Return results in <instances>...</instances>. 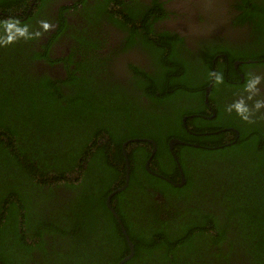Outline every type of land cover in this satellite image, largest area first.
Masks as SVG:
<instances>
[{
    "label": "trees",
    "instance_id": "obj_1",
    "mask_svg": "<svg viewBox=\"0 0 264 264\" xmlns=\"http://www.w3.org/2000/svg\"><path fill=\"white\" fill-rule=\"evenodd\" d=\"M46 1L31 0L27 14L28 0H0V10L8 12L0 14V264H118L127 256L130 246L107 205L109 194L125 183V152L129 184L112 197L135 247L124 264H264V115L232 103L228 121L220 115V122L211 120L210 126L238 128L240 145L227 150L179 146L186 183L174 185L181 181L180 171L168 142L189 138L182 115L168 111L173 106L161 116L153 106L134 108L125 96L103 99L106 88L90 85L87 76L71 72L61 86L47 75L37 80L24 68L30 52L25 47L39 26L32 21ZM247 5L257 7L252 1ZM19 10L23 14L16 15ZM89 16L101 15L91 11ZM247 51L249 59L259 54L253 46ZM81 65L88 75L89 62ZM147 77L143 88L149 97L158 86L156 78ZM158 88L165 91L163 85ZM152 97L171 103L168 96ZM114 107L142 111L135 124L158 118L162 125L125 129L130 115L115 124L121 115ZM105 120L115 127L101 125ZM221 134L198 141L221 144ZM145 137L157 143L152 165L165 177L174 172L173 182L145 168L154 142H130L124 151L126 140ZM138 143L145 144L140 154L132 148ZM187 151L200 157L195 166ZM155 190L164 199L157 200Z\"/></svg>",
    "mask_w": 264,
    "mask_h": 264
},
{
    "label": "flooded vegetation",
    "instance_id": "obj_2",
    "mask_svg": "<svg viewBox=\"0 0 264 264\" xmlns=\"http://www.w3.org/2000/svg\"><path fill=\"white\" fill-rule=\"evenodd\" d=\"M30 1L27 2L30 4L28 8V4L25 5L27 14L34 4ZM132 1L47 0L43 10L32 21L39 26L25 47L30 52L25 55L24 68L37 80L47 75L61 86L69 80L71 72L78 78L87 76L90 85L106 88L108 99H103L111 102L125 96V102L132 104L134 108L141 105L140 107L152 110L149 107L153 106L161 116L164 109L173 106L168 111L182 115L185 137L189 138V141L176 137L169 140L173 158V153L177 154L179 146L214 150L227 147V150L240 145L238 128L226 125L227 127L211 130L210 123L211 120L220 122V115L227 119L226 116L229 117L234 112L232 103H241L243 106L246 104L250 111H258L264 115V2L140 0L134 4ZM249 1L255 2L257 7L247 5ZM91 11L101 16L94 19L89 16ZM7 13L0 10V14L8 15ZM21 14L23 10L16 13ZM146 26H149L147 31ZM83 38L89 40V43H85ZM252 46L259 50V54L257 56L255 53L249 59L247 50ZM83 61L89 62L88 75L82 73ZM147 75L156 78V86L163 85L165 91L161 92L157 87L147 97L143 88L150 81ZM162 77L163 82L159 80ZM152 96H168L165 99L171 103L166 106ZM102 104L108 106V103ZM121 108H113L121 115L113 121L119 124L117 119H128L130 115L131 125L127 120L123 126L125 129L126 126H135L137 130L143 131L146 126L154 129L162 125L158 118L154 123L137 121L135 124V118L143 112ZM245 110L246 107L244 112ZM105 123L110 130V124L115 127L108 120L100 124ZM91 124L97 125L96 122ZM211 133H217L218 138L222 133L223 142L220 144L217 141L213 146L199 143L198 140ZM106 136L110 137L109 134ZM137 139L139 138L128 139L124 144L140 141ZM175 139L186 144H174ZM148 140L154 142L153 149L157 150L155 139ZM144 147L145 144L138 143L132 148L137 149L140 154L139 151L142 152ZM151 155L150 169L146 160V170L151 175L159 174L157 177L173 182L170 176L174 172L165 177V174L158 171L157 165H152L154 155ZM184 155L193 166L200 158L188 151ZM179 171L181 181L173 184L182 183L176 185L182 187L186 183V177L183 167ZM164 195L155 190L157 200L164 199Z\"/></svg>",
    "mask_w": 264,
    "mask_h": 264
},
{
    "label": "water",
    "instance_id": "obj_3",
    "mask_svg": "<svg viewBox=\"0 0 264 264\" xmlns=\"http://www.w3.org/2000/svg\"><path fill=\"white\" fill-rule=\"evenodd\" d=\"M137 140H147V138H139V139H137ZM173 143H174V144H175V143L186 144V142L181 141V140H179V139H175V141H174ZM126 146H127V144H124V145H123L124 151L126 150ZM155 151H156V148L153 149V152H152L151 157L154 155ZM173 155H174L175 160H176L177 163H178L179 168L182 170V166H181V163H180V161H179V157L177 156V154H176L175 152L173 153ZM125 157H126V163H127V174H126V180H125V183H124L123 186L117 188V189L114 190L111 194H109V196H108V198H107V205L111 208L112 213L114 214V216L118 219L119 223L121 224V227H122L123 233H124V235H125V237H126V239H127V241H128V244H129V246H130V253H129L127 256H125L123 259H121V260L118 262V264H124L127 260H129V259L134 255V251H135L134 243H133L132 240L130 239V237H129V235H128V232H127V230H126V228H125V226H124V224H123V222H122L121 217L119 216L118 212L116 211V209H115L114 206L112 205V197H113V195H114L116 192H119V191L123 190L124 188H126V187L128 186V184H129V179H130V169H129V168H130V166H129V160H128V156H127V153H126V152H125ZM150 160H151V158L148 159V162H147V167H148V169H150V168H149ZM156 174H157V173H156ZM158 175H159V174H158ZM182 175H183V171H182ZM160 176H161V175H160ZM184 181H185V178L183 177V182H184ZM176 185H182V183H179V184H176Z\"/></svg>",
    "mask_w": 264,
    "mask_h": 264
},
{
    "label": "clouds",
    "instance_id": "obj_4",
    "mask_svg": "<svg viewBox=\"0 0 264 264\" xmlns=\"http://www.w3.org/2000/svg\"><path fill=\"white\" fill-rule=\"evenodd\" d=\"M148 140V139H147Z\"/></svg>",
    "mask_w": 264,
    "mask_h": 264
}]
</instances>
